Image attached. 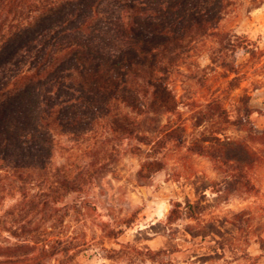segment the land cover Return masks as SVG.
I'll return each mask as SVG.
<instances>
[{
    "label": "trees",
    "instance_id": "obj_1",
    "mask_svg": "<svg viewBox=\"0 0 264 264\" xmlns=\"http://www.w3.org/2000/svg\"><path fill=\"white\" fill-rule=\"evenodd\" d=\"M232 3L0 0V202L19 197L0 215V230L7 233L0 234V264H45V258L73 264L88 241L85 235H70L66 219L83 214L86 202L62 201L113 172L121 144L128 140L146 146L139 179L162 170L167 154L182 148V156L205 157L219 175L197 188L198 199L173 201L164 219L138 233L144 238L149 230L173 233L176 222L184 220L186 233L202 239L211 235L224 249L229 239L221 238L220 222L204 216L205 191L213 194V206L235 192H257L250 173L264 164V127L250 118L248 90L242 88L232 110L224 102L247 77V66L264 62V48L221 27ZM240 49L248 54L244 63L236 60ZM201 51L208 58L204 66L195 59ZM181 67L200 85H207L210 73L225 80L222 95L211 94L194 110L190 138L181 122L159 126L162 116L177 112L169 79ZM260 83L253 79L251 88ZM147 119L152 130L144 129ZM62 137L71 144L64 145ZM56 153L63 158L59 163L53 160ZM30 189L38 200H25ZM232 214L238 218L242 211ZM98 225L103 238L122 232L108 221ZM257 242L264 255V239ZM117 243L107 247L101 242L100 249L106 258L125 264L155 263L178 249Z\"/></svg>",
    "mask_w": 264,
    "mask_h": 264
},
{
    "label": "rangeland",
    "instance_id": "obj_2",
    "mask_svg": "<svg viewBox=\"0 0 264 264\" xmlns=\"http://www.w3.org/2000/svg\"><path fill=\"white\" fill-rule=\"evenodd\" d=\"M251 0H233L221 20V27L241 34L250 39L256 46L264 48V3ZM200 66L208 63L207 54L204 51L195 57ZM238 63L248 60V54L243 50L236 52ZM264 61V58H263ZM263 64H249L247 77L238 88L231 90L224 102L228 109L232 110L233 104L239 94L246 88L249 93V105L253 109L250 118L260 128L264 127V77ZM188 70L184 67L176 69L170 76L169 85L178 100L177 112L162 116L159 126L166 122H181L186 124L188 138L192 135L190 123L193 120L194 110L206 102L211 94H223L225 80L217 74L208 75L207 85H200L188 77ZM258 73H261L257 75ZM261 80L258 88H251L253 79ZM233 116V112H230ZM144 129L152 130L153 122L149 119L144 122ZM230 134L236 131L230 128ZM61 142L69 146L71 143L66 137ZM131 140L121 144V152L113 164V172L98 177L85 193L76 192L66 195L62 203H71L77 199H85L86 205L82 209L83 214L76 218L71 214L66 223L75 233L85 235L88 244L75 254L73 264H125L118 259H109L100 249V243L107 247H118L117 242H132L137 246H148L151 249L171 248L176 245L177 250L157 262L137 261V264H264V255H259L258 238L264 239V164L250 173L251 180L257 187V192H235L229 195L227 201L213 206L210 199L213 194L206 190L209 203L204 210L205 218L212 217L213 223L220 225L221 238L229 239L224 249H217L211 235L202 239L200 236H191L183 230L185 221L176 222V229L163 234L149 230V238H144V233H138L151 223H156L165 218L171 203L175 200L183 202L185 198L195 201L200 197L198 187L209 180H218L219 175L212 164L205 157L186 154L182 156L184 148L180 151L167 154L165 167L153 173L147 179H139L137 170L143 158L142 150L146 146L132 142L140 150H132ZM182 154V155H181ZM54 162L59 163L63 158L56 153ZM178 174V175H177ZM34 189H30L26 201H36L33 196ZM4 199L0 202V215L3 210L11 206L15 200ZM242 211L240 217L233 216L232 212ZM218 220V222L216 221ZM226 220V221H225ZM110 222L111 227L121 228L122 232L116 238L102 237L100 222ZM128 221L129 226L123 222ZM230 221L235 222L233 224ZM159 229V228H156ZM76 230V232H74ZM84 232V233H83ZM2 236L7 233L0 230ZM11 240H13L11 238ZM255 257H257L255 259ZM45 264H56L53 259L45 258Z\"/></svg>",
    "mask_w": 264,
    "mask_h": 264
},
{
    "label": "crops",
    "instance_id": "obj_3",
    "mask_svg": "<svg viewBox=\"0 0 264 264\" xmlns=\"http://www.w3.org/2000/svg\"><path fill=\"white\" fill-rule=\"evenodd\" d=\"M217 249H220V248H217Z\"/></svg>",
    "mask_w": 264,
    "mask_h": 264
}]
</instances>
